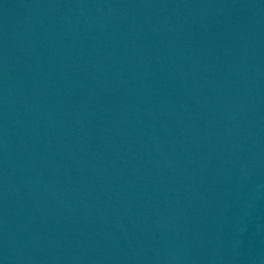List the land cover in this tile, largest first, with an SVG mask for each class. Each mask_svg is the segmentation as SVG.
<instances>
[{
    "label": "water",
    "instance_id": "95a60500",
    "mask_svg": "<svg viewBox=\"0 0 264 264\" xmlns=\"http://www.w3.org/2000/svg\"><path fill=\"white\" fill-rule=\"evenodd\" d=\"M0 264H264V0H0Z\"/></svg>",
    "mask_w": 264,
    "mask_h": 264
}]
</instances>
